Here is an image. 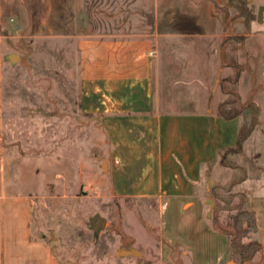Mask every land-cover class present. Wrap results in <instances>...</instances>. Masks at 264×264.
I'll list each match as a JSON object with an SVG mask.
<instances>
[{"label":"crops","instance_id":"crops-1","mask_svg":"<svg viewBox=\"0 0 264 264\" xmlns=\"http://www.w3.org/2000/svg\"><path fill=\"white\" fill-rule=\"evenodd\" d=\"M213 1L184 12L197 18L195 24L158 17L131 26L136 33L79 40L81 78L106 98L92 106L107 139L97 184L129 212L143 207L151 220L149 228L133 226L132 246L119 252L143 254V239L154 257L143 264H241L229 237L212 225L213 187L231 182L238 171V186L256 214L255 236L264 244V4L248 29L243 18L227 24ZM189 26L206 32L193 34ZM200 91L206 100L193 96ZM183 92L191 98H165ZM231 97L259 108L240 154L228 151L237 146L244 118L219 110L232 107ZM230 154L239 165L227 163ZM223 169L234 175L221 183ZM5 186L0 183V264H89L71 247L35 238L33 197L7 193ZM244 264H264V249Z\"/></svg>","mask_w":264,"mask_h":264},{"label":"rangeland","instance_id":"rangeland-1","mask_svg":"<svg viewBox=\"0 0 264 264\" xmlns=\"http://www.w3.org/2000/svg\"><path fill=\"white\" fill-rule=\"evenodd\" d=\"M217 1L228 5L225 0ZM204 3L208 0H0V183L6 184L7 193L33 197L35 238L71 247L73 255L87 256L89 264L154 260L145 252L143 239L139 244L143 254H134L137 250H130V256L119 254L132 246L133 226L142 230L141 225L149 228L152 222L146 221L143 207L129 212L130 207L97 184L107 139L100 113L92 106L102 97H96L98 85L81 78L79 40L136 33L131 26L158 21V17L161 22L195 24L197 18L184 12ZM250 3L256 20L264 0ZM236 15V9L230 8L229 24L239 19ZM192 27L193 34L206 32ZM11 55L18 58L12 60ZM193 96L206 100L207 93ZM233 97L231 110L223 105L221 112L236 113L254 106ZM165 98L186 101L191 96L167 93ZM227 163L239 165L233 154ZM221 173V183L234 175L227 177L228 169ZM241 175L238 171L228 193H242ZM213 198L214 209L217 205L223 208L217 214L220 222L238 212Z\"/></svg>","mask_w":264,"mask_h":264},{"label":"trees","instance_id":"trees-1","mask_svg":"<svg viewBox=\"0 0 264 264\" xmlns=\"http://www.w3.org/2000/svg\"><path fill=\"white\" fill-rule=\"evenodd\" d=\"M250 1L251 0H229L228 5L225 7L218 6L214 1L213 2L215 3L217 11L225 14L227 24L230 22V8H234L237 11L236 17L244 18L247 28L250 29L251 24L256 17L254 7ZM258 115L259 108L255 105L242 108L239 112L235 113V116H242L244 118V123L239 134L237 146L229 149V153H241L244 142L251 135L257 124ZM234 184L235 183L232 181L229 184L227 183L213 187L214 197H216L218 201L223 202L225 206H229L227 208L228 210L237 209L238 212L235 215L229 216L225 222H220L217 214L222 207L217 205L214 209L212 225L215 230H218L229 237L232 255L239 256L241 258V264H244L253 261L264 249V244L255 236L258 232L256 214L255 211L248 206L246 194L243 192L237 195L228 193L231 191ZM219 192H222L223 195ZM237 198H240V201L232 208L231 204L233 205V202H235Z\"/></svg>","mask_w":264,"mask_h":264},{"label":"water","instance_id":"water-1","mask_svg":"<svg viewBox=\"0 0 264 264\" xmlns=\"http://www.w3.org/2000/svg\"><path fill=\"white\" fill-rule=\"evenodd\" d=\"M260 17H261V14H262V11L260 10ZM18 58V55H11V59L12 60H16Z\"/></svg>","mask_w":264,"mask_h":264}]
</instances>
